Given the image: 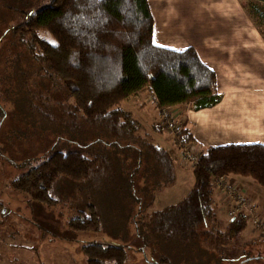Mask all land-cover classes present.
I'll use <instances>...</instances> for the list:
<instances>
[{
	"label": "trees",
	"instance_id": "trees-1",
	"mask_svg": "<svg viewBox=\"0 0 264 264\" xmlns=\"http://www.w3.org/2000/svg\"><path fill=\"white\" fill-rule=\"evenodd\" d=\"M263 2L264 0H257ZM15 29L24 38L35 61L59 78L74 104L67 111L75 125L80 115L86 123L106 127L117 137L143 139V123L123 102L144 89L154 94L163 111L171 107L200 109L218 103L223 95L216 72L202 61L194 47L174 50L154 43L155 19L149 0H52ZM64 115L62 122H67ZM55 121V119L53 120ZM182 145L196 144L191 130L177 132ZM166 176L165 185L176 183V164L162 145L148 142ZM264 144H226L201 148L190 192L178 203L146 214L145 223L166 240L192 241L207 220L217 217L216 181L236 174L264 186ZM113 163L103 154L83 151L53 152L48 159L12 181V187L45 204H54L52 188L61 176L85 181L95 190L108 187ZM239 232L248 217L230 219ZM73 230L101 229L94 204L70 220ZM88 264H124L128 251L122 245L89 243L84 246ZM165 260H167L165 258Z\"/></svg>",
	"mask_w": 264,
	"mask_h": 264
},
{
	"label": "rangeland",
	"instance_id": "rangeland-1",
	"mask_svg": "<svg viewBox=\"0 0 264 264\" xmlns=\"http://www.w3.org/2000/svg\"><path fill=\"white\" fill-rule=\"evenodd\" d=\"M51 1L0 0V198L11 208L4 227L0 228V248L6 243L16 249L32 245L31 252L39 262L41 249L46 247L58 251V264H88L84 246L95 242L126 247L128 256L124 264H264V231L252 218L248 222L254 225L248 224L238 233L231 226L210 224L207 220L187 244L166 240L153 233L151 224L143 223L149 201L167 181L148 142L170 150L178 166L186 170L182 174L185 184L193 185V167L183 161L188 146L177 139L183 112L172 109L170 114H161L156 119L150 109L140 111L134 101L126 102L144 122L141 131L144 140L117 137L106 127L86 123L80 115L79 124L69 121L67 111L74 102L67 89L59 78L52 77L34 60L24 38L15 29L26 21L27 12ZM249 3L251 8L259 6L264 10L263 2ZM148 106L152 104L149 102ZM64 115L67 122L61 121ZM57 150L109 156L113 175L108 187L95 191L85 181L61 176L51 191L57 199L54 204L40 203L13 189V179ZM257 163L263 164L264 171L263 154L257 156ZM238 182L246 187L242 180ZM246 196L250 198L247 187ZM90 204L98 208L101 229L73 230L70 220L82 216ZM12 230L15 232L11 233ZM246 233L253 236L243 235ZM13 256L9 253V257Z\"/></svg>",
	"mask_w": 264,
	"mask_h": 264
},
{
	"label": "crops",
	"instance_id": "crops-1",
	"mask_svg": "<svg viewBox=\"0 0 264 264\" xmlns=\"http://www.w3.org/2000/svg\"><path fill=\"white\" fill-rule=\"evenodd\" d=\"M249 1L257 0H149L155 19L154 43L179 51L194 47L202 61L216 72L218 88L223 97L209 107L195 109L191 106H179L161 111L154 94L144 89L125 100L123 106L131 110L135 117L137 115L136 118L143 124L137 111L126 106V102L134 101L135 107L140 111L150 109L156 119L161 114H170L172 109L182 110L183 126L191 130L196 140L194 145L199 149L230 143L264 144V18L261 17L264 10L259 6H256L257 10L251 8ZM149 102L152 107L148 106ZM141 106L144 107L140 109ZM171 155L173 156L172 153ZM175 164L176 183L163 185L158 189V193L149 201L146 214L180 202L192 189L195 181L193 169L194 180L190 187L185 184L186 178L182 175L186 170L179 167L176 161ZM231 178L245 183L251 200L264 216V186L241 175L231 174ZM86 184L92 188L89 183ZM220 191L217 188L215 194L217 217L209 219V223L217 222L230 227L231 218L222 208ZM0 208L3 209L0 211V228H3L11 208L1 198ZM248 224L253 225L252 222ZM9 246L6 243L0 248V264H9V258L11 264H58V251L52 252L43 247L42 257L38 262L31 252L32 245H27L24 249ZM9 253L14 256L9 257Z\"/></svg>",
	"mask_w": 264,
	"mask_h": 264
},
{
	"label": "built area",
	"instance_id": "built-area-1",
	"mask_svg": "<svg viewBox=\"0 0 264 264\" xmlns=\"http://www.w3.org/2000/svg\"><path fill=\"white\" fill-rule=\"evenodd\" d=\"M200 154L201 149L191 144L184 153L183 161L190 164L191 167H194L198 163ZM217 188H221L222 208L225 209L230 218L235 217L239 213H244L249 219L252 218L256 226L261 227L264 231V216L257 210L251 198L246 196V188L244 186H240L237 180L231 178V175H228L221 181H216Z\"/></svg>",
	"mask_w": 264,
	"mask_h": 264
}]
</instances>
